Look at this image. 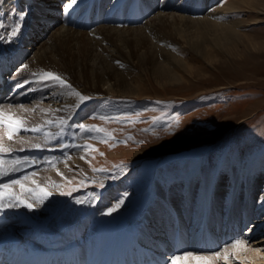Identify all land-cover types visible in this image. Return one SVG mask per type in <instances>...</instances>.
Instances as JSON below:
<instances>
[{
    "label": "bare ground",
    "instance_id": "1",
    "mask_svg": "<svg viewBox=\"0 0 264 264\" xmlns=\"http://www.w3.org/2000/svg\"><path fill=\"white\" fill-rule=\"evenodd\" d=\"M27 1L3 0V3H0V75L5 78L2 89H6L8 81L11 80V84L18 73L30 75L33 71L50 70L69 81L71 77L79 78L80 82L92 89L91 91L101 94L136 98L154 96L148 93L146 87V79L150 81L149 75H152L159 86H163L165 79L174 83L184 79L178 69L184 71L183 73L191 71L192 66L189 60L183 57V52H177L175 49L173 51L171 47L182 44L191 50L195 57L212 60L211 50L215 47L226 48L243 37L257 39V36L241 30L243 24L251 20H256L257 23L259 20L250 19L248 15L264 14V0H233L224 6L223 0H151L140 7H130L129 0H77L71 8H67L71 0H52L56 4L51 6L41 5L38 0ZM50 1L48 0V3ZM91 4H94V7L99 4L104 17L98 19L93 17L92 13V24L86 25L83 21L89 18V10L84 9ZM118 7L124 8V23L113 18L119 13ZM22 8L25 12H21ZM15 12L25 14V17L20 21L19 33L12 36V30L16 27L12 18ZM228 13L238 19L226 20L225 15ZM54 28L56 29L52 31ZM47 34L48 37L44 38ZM251 43L252 47L256 48V43ZM25 64L28 68L21 71ZM136 69L140 74L132 78ZM132 70L135 71L131 72ZM22 78L24 80L18 85L20 88L16 89L20 95L15 96L13 89L9 99L1 102L0 106L4 107L2 112L7 111L8 115L25 124H51L57 119H65L67 112L79 101L72 92L67 91L64 97L60 96L61 103H25L31 102L34 90L30 89V80ZM11 99L12 104H9ZM63 113L66 114L62 116ZM51 130L44 129L36 134L29 129L24 135L19 134L20 131L9 140L7 128L0 126V144L9 150L5 153L30 149L35 147L38 141L44 140L45 133ZM73 151L74 161L69 163L65 157L69 153L60 158H51L49 162L52 164L46 162L47 165L43 164L45 167L40 168V171L25 176L28 177L27 180L19 179L24 185L23 189L19 185H13L11 192L5 194L2 200L4 208L0 210V239L5 240L7 250L23 249L34 256L44 257L46 264H169L173 256H181L179 264H197V257L209 261L210 264H233L236 261L242 264H264V238L257 240L250 235L251 232H248V238H245V242L240 246L226 244L224 249H219H222L221 251L207 254L193 253L196 248L188 247L191 250L183 253L191 252L194 256L183 257L182 253L178 252L183 249L180 246L184 244L182 228L185 227L186 220L173 214L179 209L177 205L200 207L204 210L206 202L202 200L205 195L215 204L218 212L222 213H226L234 204H237L240 210L245 209L247 199L249 214L259 219L264 215V176L261 174L246 181L242 177L237 178V193H233L235 188L229 173L210 164L204 170V183L200 175L198 178L193 177L196 179L191 184L179 182L172 186H162L159 182L155 202L153 201L152 208L147 210V218L142 216L140 223L127 219L104 225L103 220L98 221L96 217H84L83 221L81 216L75 219L77 205L67 211L62 207L63 200L58 196L43 197V194L36 190L37 185L43 184L46 191L50 189L61 195V188L54 185L55 182L63 181L65 177L71 179L87 173L85 150L79 145ZM37 154L39 152L34 153L35 159L39 157ZM53 160L60 162L54 165ZM33 173L35 175H32ZM11 180L6 182L5 176L0 177V184L10 183ZM209 181L210 186L207 187ZM203 187L205 188L202 189ZM121 189L113 186L99 190L97 210H103L118 200ZM13 196L19 197L25 203L21 204L12 199ZM29 201L33 202L35 210L30 211L25 206ZM117 211L119 212L118 209L116 213ZM157 216L166 222L164 225L167 226V232H158L162 228H158L156 232L148 228L149 220L156 219ZM206 221V215L203 219L194 220L195 226L200 227L203 232L193 240L194 244L205 243V233L209 232L210 224L208 222L207 225ZM175 222L182 226L180 230H176L173 225ZM258 225L259 232L264 226L262 223ZM215 244L211 243L202 248L214 249ZM217 253L219 255H216Z\"/></svg>",
    "mask_w": 264,
    "mask_h": 264
},
{
    "label": "rangeland",
    "instance_id": "2",
    "mask_svg": "<svg viewBox=\"0 0 264 264\" xmlns=\"http://www.w3.org/2000/svg\"><path fill=\"white\" fill-rule=\"evenodd\" d=\"M38 1L44 6L56 4L52 0L49 3L48 0ZM223 1L222 6L233 0ZM150 2L151 0H129L130 7H140ZM118 8L124 10L123 7ZM21 12H25V9L22 8ZM15 13L12 18L17 26L21 23L15 17L20 13ZM119 15L120 12L113 18L118 19ZM248 17L250 19L259 18V20L257 23L256 20L247 21L248 23L243 24L241 31L257 36L256 41L243 37L226 48L215 47L211 50L213 52L210 51L213 54L212 60L195 57L194 53L182 44L171 47L173 51L183 52V57L187 61L189 60L190 66H192L191 71L183 73L184 71L178 69L179 74L182 72L184 79L176 83L165 79L163 86H159L152 75H149L150 81L148 78L146 79L148 82L146 87L148 93L154 96L136 98V96L126 97L117 94L105 95L91 91L92 89L86 87L77 77H75L77 79L71 77V81H69L66 77L58 75L67 84L72 82L70 85L73 89H67L58 86V82L55 81L43 80V82L40 77L47 71L37 70L30 75L18 73L17 77H14V84L12 83L13 88H17V84L24 80L22 77L29 79L30 89L34 90V97L31 98V102L25 101V103L30 105L35 101L50 105L61 103L60 96L64 97L67 91L72 92L73 90L91 97V99L82 104L77 101L71 107L72 110L67 112L68 115L65 119H57L51 124L46 122L44 124L23 123L19 133L21 135L29 132L24 129L38 128L39 132L48 128L52 130L47 133V138L35 143V145L41 146L39 149L33 147L0 153V159L5 161V168H10L11 165L8 162L17 158L22 162L32 161V163L18 165L15 172L10 171L5 176V181L16 178L24 179L29 173L40 171V168L45 167L51 158H60L65 153H69L65 157L70 163L74 161L73 149L80 145L85 150L84 159L88 174L78 175L71 179L65 177V180L55 182L54 185H59L58 187L61 188L60 192L68 193L67 195H59L50 189V192H47L50 193V196L55 195L61 201L63 200L62 207L67 211L71 208L74 209L77 205L75 219L81 216V221H83L84 217L91 219L96 217L98 221L103 220V224L108 225L127 219L140 223L142 216L147 218L146 212L152 208L153 201L155 202L159 182L162 186H172L179 182L191 184L196 179L193 177L197 176L198 178L200 175L204 183V170L210 164L229 173L227 174L235 188L233 193H237V178L242 177L246 181L258 174L264 176V14L248 15ZM225 19L237 20L238 18L228 13L225 15ZM47 37L48 34L44 38ZM251 41L256 43V48L252 47ZM133 71L135 70L131 72ZM137 74L139 75L140 71L136 69L132 73V78ZM33 82L37 84H32ZM27 96H25L26 99ZM76 98L78 99V97ZM13 99L8 101L9 104H12ZM78 104L79 107H77ZM3 108L0 106V112ZM84 109L88 112H85ZM4 113L8 114L7 111ZM65 114L63 113L62 116ZM177 120L180 122L179 130H176L174 126ZM80 125L94 126L103 131L90 132L81 128ZM170 125L173 127H169ZM172 131H175V135L170 134ZM106 140L107 142H105ZM38 152L39 157L35 159L34 153ZM59 162V160H53L54 165ZM50 164L52 162H49ZM119 166H124V170L120 171ZM99 169L105 171H98ZM101 184L103 187L100 186ZM246 184L248 185V182ZM113 186L122 188L119 199L106 206L105 209L97 210V192L101 189H110ZM132 186L134 187L132 188ZM203 186L206 187L205 184ZM208 186H210V181L207 183ZM39 187L46 190V186L43 184H40ZM36 190L39 191V188ZM120 198L124 205L122 204L118 208V213L114 211L112 215L102 214L106 213L109 208L115 207V204L121 201ZM231 200H233V195ZM77 201H81V203H77ZM204 201L206 202L204 210H201L200 207L177 205L178 211L173 212L177 217L186 220L185 227L182 228L184 229L183 236L186 239L185 244L187 242L192 248L196 244L193 243V240L203 233L200 227L195 226L194 220L196 218L203 219L206 215V224L208 225L210 222L209 232L205 233L204 237L206 242L199 244L197 248L199 250L194 249L193 253H212L221 251L222 249H219H224L226 244V246H231L236 240L245 242L248 232H251L250 235H253L257 240L264 238V227L259 232L257 231L260 227L258 223H262L264 226V215L259 219L251 216L249 200H245V209L240 210L237 204H234L226 213L218 212L215 204L205 195L202 202ZM29 204L33 206L31 209L29 208L30 211L36 209L32 201H29ZM167 208L169 209L170 206L168 205ZM159 217L151 218L148 228L154 229L155 232L158 228H162L158 232H167V226L164 225L166 222ZM170 224L172 223L170 222ZM173 225L176 230H180L182 227L176 222ZM209 243H216L214 249H211L212 251L202 248L207 247ZM217 245L219 248L215 249ZM188 247L185 245V248L178 254L190 251L191 249ZM233 264H242V262L236 261Z\"/></svg>",
    "mask_w": 264,
    "mask_h": 264
},
{
    "label": "snow or ice",
    "instance_id": "3",
    "mask_svg": "<svg viewBox=\"0 0 264 264\" xmlns=\"http://www.w3.org/2000/svg\"><path fill=\"white\" fill-rule=\"evenodd\" d=\"M76 2H77V0H71V3H69L67 5V8H71L74 4H76ZM0 3H3V0H0ZM24 17H25V14H19V16H18L19 21L22 22L24 20ZM19 31H20V25L18 24L15 28H13L12 36H16L19 33ZM26 68H28V65L25 64L22 66L21 71H23V69H26ZM33 75H35V74H33ZM40 79L42 81L43 80L55 81V82H58V86H60V87H66L68 89H72V85L67 84L66 81H64L60 76H58L54 73H51V72L43 73L42 76L40 77ZM71 94L78 97L80 104H82L83 102L89 101L91 99V97L82 95L79 92H75V90H73ZM77 107H79V104L77 105ZM101 119H104V118L101 117ZM61 123H63V122H61ZM0 126H4L7 128V138L9 140H12L13 135L19 133L20 130L22 129L23 122L16 119L14 116L8 115L4 112H0ZM174 126H175L176 130H179V127H180L179 120H177L175 122ZM80 127L85 128L87 131H90V132H92V131H97V132L103 131L102 129H97L94 126L80 125ZM169 127H173V126L170 125ZM24 130L29 131V129H24ZM30 131L37 132V131H40V129L32 128V129H30ZM170 134L175 135V131H172ZM45 136L47 138L48 134L45 133ZM109 136H110V134H109ZM129 139H132V138L129 137ZM105 142H107V140ZM141 143H142V141H141ZM40 147L41 146L39 144L35 145V148H37V149H39ZM93 150H95V149H93ZM6 151H9V150L3 148L2 144H0V152H6ZM53 159H55V158H53ZM8 163L11 165V167L5 168V166H4L5 161L3 159H0V177L8 175L10 171L15 172L17 170L18 165H21L22 163H32V161L22 162L19 158H17L16 160L9 161ZM119 167H120V171L124 170V166H119ZM98 171H105V170L99 169ZM32 175H35V173H33ZM24 179L27 180L28 177H24ZM33 183H35V181H33ZM13 185H19L22 189L24 188V185L21 183V181L19 179L11 180L10 183L0 184V210H2L4 208V204L2 203V200L5 196V194L8 192H11ZM100 186L103 187L102 184ZM37 188H39V191L43 194V197L50 196V193H48L45 189L40 188L39 185H37ZM27 191H33V190L27 189ZM67 194L68 193L61 192V195H67ZM12 199L18 200V202L21 204L25 203L24 200L19 199V197H17V196H13ZM77 203H81V201H77ZM121 204H123V200L119 201L115 205V207L109 208L106 213H102V214L112 215V213L114 211H116L121 206ZM25 206L30 208V209L32 208L31 204H25ZM242 243H244V242L241 240H236L234 242L233 246H240ZM181 255L185 258L190 257V256H194V254L191 252L182 253ZM216 255H219V254L217 253ZM225 259H227V257H225ZM180 260H181V256H173V257H171L169 264H179ZM197 264H210V262L207 260H201L199 257H197Z\"/></svg>",
    "mask_w": 264,
    "mask_h": 264
}]
</instances>
